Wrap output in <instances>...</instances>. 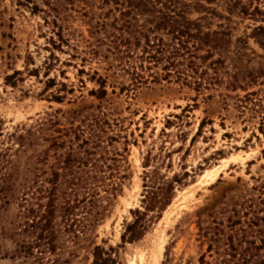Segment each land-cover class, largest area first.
I'll use <instances>...</instances> for the list:
<instances>
[{
  "label": "rangeland",
  "instance_id": "rangeland-1",
  "mask_svg": "<svg viewBox=\"0 0 264 264\" xmlns=\"http://www.w3.org/2000/svg\"><path fill=\"white\" fill-rule=\"evenodd\" d=\"M162 12L221 33L224 83L149 67L138 31ZM3 184L0 264H261L264 0H0Z\"/></svg>",
  "mask_w": 264,
  "mask_h": 264
},
{
  "label": "trees",
  "instance_id": "trees-1",
  "mask_svg": "<svg viewBox=\"0 0 264 264\" xmlns=\"http://www.w3.org/2000/svg\"><path fill=\"white\" fill-rule=\"evenodd\" d=\"M156 18L155 27L148 29L153 34L138 31L145 37L143 52L149 67H161L164 71V74H162L163 79L175 77L178 81L195 86L197 90L207 89L217 83L225 82L219 68L223 60L221 58H213L215 55L213 49L221 48L222 35L220 32L205 31L200 22L181 13L170 14L162 12ZM155 29L163 30L164 34L155 33ZM258 30L262 31L263 28L259 27ZM135 38L138 39L137 36ZM202 50L206 52H201ZM160 76L159 72L152 74L154 81H158L161 78ZM246 77L247 75L242 72L235 73L228 78L227 84L229 87L236 88L242 85V81L246 80ZM132 80L133 84H137L145 82L147 78L136 70L132 74ZM4 181L5 178H2V183ZM0 196H3L6 202L11 197H15L14 194H9L8 186H5V184L0 186ZM49 207H51L50 211L52 212L56 207L55 199H51ZM68 211L69 208L67 207V213H69ZM29 212H33V210ZM34 224L35 220L30 226H34ZM141 228L138 218L128 226L123 238L127 237V233H129L128 239L130 240L139 238L142 234ZM41 239L42 237H37L34 241L26 242L22 247L25 251L30 252L39 245L38 240ZM97 251L95 252V262L97 264H107L108 258L99 253V250ZM261 264H264V259Z\"/></svg>",
  "mask_w": 264,
  "mask_h": 264
},
{
  "label": "bare ground",
  "instance_id": "bare-ground-1",
  "mask_svg": "<svg viewBox=\"0 0 264 264\" xmlns=\"http://www.w3.org/2000/svg\"><path fill=\"white\" fill-rule=\"evenodd\" d=\"M239 157H240V155H232L230 158H224L223 160L228 162L231 159H237ZM221 167H222V165L215 166V167H213L211 169L206 170V172L203 175L200 176V178L198 180V185L199 186H204V185L210 184L214 180H216L217 176L219 175V171H220ZM161 249H162V246H161ZM140 262H141V264H144L143 255L140 256ZM132 264H137V263L133 262ZM153 264H160V261H159L158 257L154 258Z\"/></svg>",
  "mask_w": 264,
  "mask_h": 264
}]
</instances>
